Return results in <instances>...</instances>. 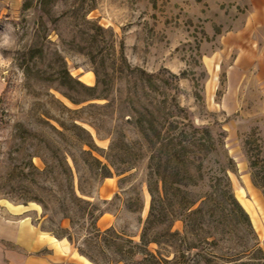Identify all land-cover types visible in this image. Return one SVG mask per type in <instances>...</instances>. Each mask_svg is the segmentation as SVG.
<instances>
[{
  "label": "rangeland",
  "instance_id": "1",
  "mask_svg": "<svg viewBox=\"0 0 264 264\" xmlns=\"http://www.w3.org/2000/svg\"><path fill=\"white\" fill-rule=\"evenodd\" d=\"M24 1L0 0V41L6 32L9 37V43L0 47V221L24 210L48 233L62 235L61 226L73 247L95 264H135L144 259L136 255L134 261L117 263L86 242L95 227L139 243L149 211L145 149L136 156L125 157L121 149L108 155L113 141H122L117 146L123 148L139 139L127 123L137 106V87L121 68L125 58L155 80L167 79L169 99L174 95L196 125H222L224 148L235 165L229 173L233 193L264 241V199L249 185L243 146L255 132L259 158L264 159V79L260 77L264 72L256 64L242 63L247 68L242 78L231 79L237 86L230 94L227 73L238 56L235 51L226 55L221 45L222 35L240 29L253 5L264 6V0H94L93 5L80 0H29L30 7L23 9ZM252 39L260 50L264 47V26L252 33ZM63 69L88 87L95 85L94 71H98L113 102L89 100V93L79 85L66 91L59 85ZM127 95L130 102L118 106L120 96ZM79 128L91 135L97 148L92 155L109 166V178L88 169L81 152L89 148ZM73 187L90 202L80 206L84 212L70 202ZM79 187L87 196L80 195ZM189 190L199 194L207 187L201 184ZM89 210L93 219L86 216ZM172 231L182 233V222L175 221ZM158 249L155 244L147 247L156 257L147 264H173L174 250Z\"/></svg>",
  "mask_w": 264,
  "mask_h": 264
},
{
  "label": "trees",
  "instance_id": "2",
  "mask_svg": "<svg viewBox=\"0 0 264 264\" xmlns=\"http://www.w3.org/2000/svg\"><path fill=\"white\" fill-rule=\"evenodd\" d=\"M85 1L91 5L94 3V0H80L82 3ZM29 7V0H25L23 9ZM98 29L101 30L100 27ZM121 68L130 74L137 87V106L132 108L134 114L129 116L127 123L137 132L139 139L135 145L139 147L136 148L138 151L135 145L125 144L119 148V143L123 142L117 139L112 142L108 155L121 149L125 157L136 156L145 149L148 154L149 211L139 243L125 239L114 230L101 232L95 227L86 242H92V247L98 249L101 255L115 257L117 263L134 261L136 255H143L144 259L135 264L156 261V257L147 250L150 244H155L159 249L165 246L174 250L173 264H264V241L258 238L248 213L233 193L229 173L235 171V165L224 148L226 133L222 125L202 126L190 120L188 112L180 107L175 96L169 99L166 91L170 82L167 79L157 81L145 70L131 67L125 58ZM60 74L59 85L66 91L79 85L89 93V100H108V90L98 71H94L96 83L93 87L80 84L66 69ZM170 77L179 80L176 75L170 74ZM62 95L72 104H78L69 94ZM196 99H200L198 94ZM129 100L128 95L124 98L120 96L118 106L124 107ZM108 101L112 103L113 99ZM79 129L85 133L84 145L89 148L81 152L88 169L93 175L109 178V166L92 155L97 148L91 135ZM254 135L255 132H251L244 139V153L249 164L251 184L261 191L264 199V159L259 158V146ZM72 161L77 169V160L72 158ZM111 164L112 161L110 167ZM201 184L206 185V191L194 194L189 190ZM78 191L80 195L87 196L80 187ZM69 198L80 211L84 212L80 208L82 204L90 205L76 194L74 187ZM83 216L84 213L80 215ZM86 216L93 219L91 210ZM62 220L70 222L68 216H63ZM175 221L182 222V233L172 231ZM58 229L64 231L60 236L49 232L56 238L66 239L73 246L66 230L61 226ZM77 252L95 264L92 257L78 248ZM113 262L109 260V263Z\"/></svg>",
  "mask_w": 264,
  "mask_h": 264
},
{
  "label": "crops",
  "instance_id": "3",
  "mask_svg": "<svg viewBox=\"0 0 264 264\" xmlns=\"http://www.w3.org/2000/svg\"><path fill=\"white\" fill-rule=\"evenodd\" d=\"M262 26L264 6L253 5L250 17L244 25L234 33L227 31L224 37H221L225 54L229 55L235 51L238 56L227 73L230 94L237 86L232 84L231 79L242 78V72L247 68V65L242 63L250 66L256 64L259 72H264V47L260 50L258 42L252 39V33ZM260 77L264 79V74ZM223 104L228 106L229 101L225 103L223 100ZM228 108L233 109L230 106ZM249 185L253 187L252 184ZM239 203L241 204V201ZM24 212L19 210V215H12L10 219L4 218L6 221H0V264H92L66 239L56 238L42 230L38 219L33 220L30 215H24Z\"/></svg>",
  "mask_w": 264,
  "mask_h": 264
},
{
  "label": "clouds",
  "instance_id": "4",
  "mask_svg": "<svg viewBox=\"0 0 264 264\" xmlns=\"http://www.w3.org/2000/svg\"><path fill=\"white\" fill-rule=\"evenodd\" d=\"M8 30H9V31H13V32L15 31V30L12 28L11 25L8 26ZM2 36H3V40L0 41V47H2V46H4V45H6V44L9 43L8 32L4 33Z\"/></svg>",
  "mask_w": 264,
  "mask_h": 264
}]
</instances>
